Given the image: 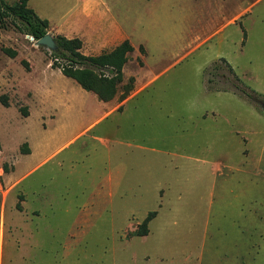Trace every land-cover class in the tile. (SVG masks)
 <instances>
[{
	"label": "rangeland",
	"instance_id": "rangeland-1",
	"mask_svg": "<svg viewBox=\"0 0 264 264\" xmlns=\"http://www.w3.org/2000/svg\"><path fill=\"white\" fill-rule=\"evenodd\" d=\"M102 1L135 50L149 52L144 76L197 49L128 102H104L53 67L24 22L6 17L0 264H264V110L253 101L264 99V0ZM80 2L28 6L63 35L55 27H75ZM221 59L250 96L217 89L223 78L207 85ZM26 140L31 156L21 153ZM45 156L21 183L7 181L4 167L15 165L14 178Z\"/></svg>",
	"mask_w": 264,
	"mask_h": 264
},
{
	"label": "trees",
	"instance_id": "trees-1",
	"mask_svg": "<svg viewBox=\"0 0 264 264\" xmlns=\"http://www.w3.org/2000/svg\"><path fill=\"white\" fill-rule=\"evenodd\" d=\"M9 15L19 18L28 27L29 33L35 39L41 38L48 32L49 21L40 18L34 10L28 6V0H17L9 4L5 0H0V28L5 27V19ZM57 46V51H52V66L59 68L67 77L74 79L82 89L91 92L104 102L116 99L124 100L134 89V77L129 76L123 82L122 68L129 58V53L133 51V46L128 39L123 40L114 49L102 52L98 55H88L81 51L82 41L77 37L68 38L62 34L52 35ZM6 53L14 54L9 48H3ZM141 53L143 46L139 47ZM221 63L227 65L224 72ZM230 72V74H229ZM234 77L232 68L224 59L216 61L210 65L206 72V83H218V78H223L225 84L218 85L220 90L229 89L245 97L250 96V92L238 83ZM0 102L7 106L4 96H0ZM27 115V114H24ZM4 171L6 168L4 167ZM1 203V199H0ZM155 215L150 211L142 221L143 230L140 234H146L147 223Z\"/></svg>",
	"mask_w": 264,
	"mask_h": 264
},
{
	"label": "crops",
	"instance_id": "crops-1",
	"mask_svg": "<svg viewBox=\"0 0 264 264\" xmlns=\"http://www.w3.org/2000/svg\"><path fill=\"white\" fill-rule=\"evenodd\" d=\"M79 6L80 7L78 9V14L80 18H77L74 22L75 27H72L70 25L68 29H60L57 26L55 28L57 32L63 33V35L68 38H79L82 41V49L84 50V54L98 55L102 52H108L114 49L123 40H130V35L124 27L123 23L120 22L115 16L109 14V9L104 5L102 0H81ZM236 18L237 15L233 16L229 21L234 22ZM196 49L197 47L183 52L165 68L146 77L142 74V71L150 68V63L148 62L151 56H149V52L145 49L144 52L141 53L139 50L136 51L135 47L133 46V51L129 53V58L122 68L123 78L124 75L128 77H134V89L124 99L125 103L128 102L140 89L146 88L151 82L155 81L164 70L170 68L171 66H174L179 62H182L189 54H191ZM156 57H159V55H156ZM159 58H161V56ZM134 61L135 67L133 68L132 73H125L128 63H134ZM26 141L28 142V150L21 153L31 156L34 149L32 144L28 140ZM47 156L41 158L39 161L36 160L35 162H33V164L29 165L26 170L19 176L9 178L8 176L15 170V165L12 164L11 168L9 167V173H6L8 171H4L7 181L11 184H17V182L19 181L21 183L25 178H27V176H29L30 173H32L43 164V162L47 159ZM6 201L7 199L5 196L2 198L0 203L1 219H3L4 217ZM24 204L25 198L23 199L19 208L15 206L16 211H18L19 213H23Z\"/></svg>",
	"mask_w": 264,
	"mask_h": 264
},
{
	"label": "water",
	"instance_id": "water-1",
	"mask_svg": "<svg viewBox=\"0 0 264 264\" xmlns=\"http://www.w3.org/2000/svg\"><path fill=\"white\" fill-rule=\"evenodd\" d=\"M34 39V37H33ZM36 46H43L49 49L50 51H57L58 46L53 38V36L47 32L41 38L35 39ZM253 101L258 104L264 110V99L259 97H253Z\"/></svg>",
	"mask_w": 264,
	"mask_h": 264
},
{
	"label": "built area",
	"instance_id": "built-area-1",
	"mask_svg": "<svg viewBox=\"0 0 264 264\" xmlns=\"http://www.w3.org/2000/svg\"><path fill=\"white\" fill-rule=\"evenodd\" d=\"M32 39H33V36H32Z\"/></svg>",
	"mask_w": 264,
	"mask_h": 264
}]
</instances>
